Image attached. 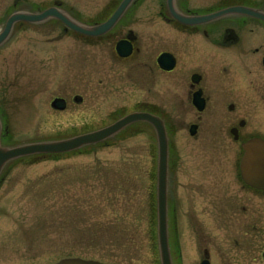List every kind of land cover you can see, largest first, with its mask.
I'll return each instance as SVG.
<instances>
[{
    "label": "flooded vegetation",
    "instance_id": "1",
    "mask_svg": "<svg viewBox=\"0 0 264 264\" xmlns=\"http://www.w3.org/2000/svg\"><path fill=\"white\" fill-rule=\"evenodd\" d=\"M122 1L105 0L98 10L97 0H0V34L8 28L0 48L18 37L26 55L6 76L29 88L55 49L64 61L66 48L106 45L122 28L111 44L124 41L130 53H114L128 62L127 72L136 66L133 111L158 117L166 132L171 264H264V188L241 171L243 145L264 140V0H130L101 35L71 27L103 23ZM55 98L66 107L54 97L53 109ZM0 121L2 138L8 128ZM139 123L153 131L157 160L155 128Z\"/></svg>",
    "mask_w": 264,
    "mask_h": 264
},
{
    "label": "rangeland",
    "instance_id": "2",
    "mask_svg": "<svg viewBox=\"0 0 264 264\" xmlns=\"http://www.w3.org/2000/svg\"><path fill=\"white\" fill-rule=\"evenodd\" d=\"M96 3L100 10L105 0ZM121 30L106 45L99 39L97 46L66 48L64 61L55 49L29 88H17L6 76L26 56L22 41L12 36L0 48V93L11 91L0 95L8 128L1 146L70 137L137 110L136 66L127 72L128 62L112 46ZM54 97L64 98L66 107L53 109ZM4 102L12 105L6 113ZM155 141L153 131L135 122L62 155L8 161L0 174V264H52L64 257L159 264Z\"/></svg>",
    "mask_w": 264,
    "mask_h": 264
},
{
    "label": "water",
    "instance_id": "3",
    "mask_svg": "<svg viewBox=\"0 0 264 264\" xmlns=\"http://www.w3.org/2000/svg\"><path fill=\"white\" fill-rule=\"evenodd\" d=\"M130 0H123L116 11L103 23L98 24L94 27L83 28L71 25L75 30L86 34V35H101L115 24L120 17L121 12ZM236 8H227L221 12H228ZM22 18L27 19L26 16ZM208 18V17H207ZM15 18H11L9 23ZM180 19V18H179ZM197 19V18H196ZM8 28L0 34V43L7 36ZM117 54L121 57L127 56L130 53V49L126 47L124 41L120 40L115 46ZM170 68L169 65L164 66ZM51 105L54 108L63 109L64 103L60 98H55ZM146 120L153 125L157 135L158 141V160H157V172H156V189H157V209H158V221H157V237L158 245L160 249L161 264H171L170 252L168 247L167 238V225H166V205H165V194H166V180H167V138L165 129L160 119L154 115L132 112L129 113L115 122L102 127L100 129L90 131L87 133L75 135L69 138L53 140V141H42L26 143L16 145L12 147H2L0 144V171L3 165L14 158L41 154V153H64L80 148L84 145L93 144L108 138L121 130L126 125L138 121ZM1 132V125H0ZM245 150L244 156L241 161V171L243 178L247 182L256 185L258 188H264V140L260 138H254L249 140L243 145ZM54 264H103L96 260L82 259L78 257L63 258Z\"/></svg>",
    "mask_w": 264,
    "mask_h": 264
},
{
    "label": "trees",
    "instance_id": "4",
    "mask_svg": "<svg viewBox=\"0 0 264 264\" xmlns=\"http://www.w3.org/2000/svg\"><path fill=\"white\" fill-rule=\"evenodd\" d=\"M50 156H51V155H50ZM53 156H57V155H53ZM37 157H38V155H37ZM114 183H116V182H114ZM114 185H115V186H116V185H119V183L117 182V183L114 184Z\"/></svg>",
    "mask_w": 264,
    "mask_h": 264
}]
</instances>
